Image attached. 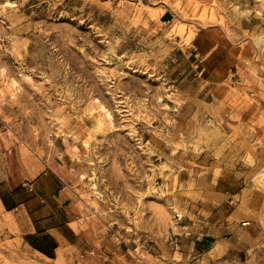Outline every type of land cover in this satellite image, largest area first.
Here are the masks:
<instances>
[{
	"label": "rangeland",
	"instance_id": "374dc122",
	"mask_svg": "<svg viewBox=\"0 0 264 264\" xmlns=\"http://www.w3.org/2000/svg\"><path fill=\"white\" fill-rule=\"evenodd\" d=\"M0 264H264V0H0Z\"/></svg>",
	"mask_w": 264,
	"mask_h": 264
},
{
	"label": "crops",
	"instance_id": "0c3cea01",
	"mask_svg": "<svg viewBox=\"0 0 264 264\" xmlns=\"http://www.w3.org/2000/svg\"><path fill=\"white\" fill-rule=\"evenodd\" d=\"M1 203L5 209L21 212L26 211L29 205V202H17L14 205L11 203L10 197L7 196L1 199ZM24 220V227L28 228L24 234L29 247L45 258L57 259L62 252L63 243L67 241L62 231L53 227H42L41 222L32 221L30 216Z\"/></svg>",
	"mask_w": 264,
	"mask_h": 264
}]
</instances>
